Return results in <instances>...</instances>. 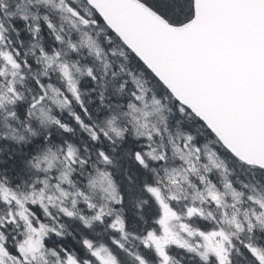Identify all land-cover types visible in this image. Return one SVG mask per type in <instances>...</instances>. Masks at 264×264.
<instances>
[{
	"label": "snow or ice",
	"instance_id": "obj_1",
	"mask_svg": "<svg viewBox=\"0 0 264 264\" xmlns=\"http://www.w3.org/2000/svg\"><path fill=\"white\" fill-rule=\"evenodd\" d=\"M0 264H264V0H0Z\"/></svg>",
	"mask_w": 264,
	"mask_h": 264
}]
</instances>
